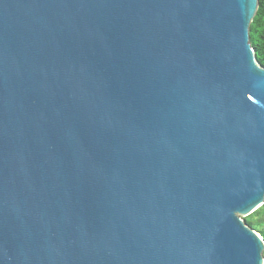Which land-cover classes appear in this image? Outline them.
I'll use <instances>...</instances> for the list:
<instances>
[{
	"label": "water",
	"instance_id": "1",
	"mask_svg": "<svg viewBox=\"0 0 264 264\" xmlns=\"http://www.w3.org/2000/svg\"><path fill=\"white\" fill-rule=\"evenodd\" d=\"M259 0H0V264H264Z\"/></svg>",
	"mask_w": 264,
	"mask_h": 264
},
{
	"label": "trees",
	"instance_id": "2",
	"mask_svg": "<svg viewBox=\"0 0 264 264\" xmlns=\"http://www.w3.org/2000/svg\"><path fill=\"white\" fill-rule=\"evenodd\" d=\"M250 43L256 52L258 63L264 67V0H259V8L250 26ZM260 208L258 209V211ZM257 212V211H255ZM246 223L256 230L264 239V230L258 229L250 219Z\"/></svg>",
	"mask_w": 264,
	"mask_h": 264
},
{
	"label": "rangeland",
	"instance_id": "3",
	"mask_svg": "<svg viewBox=\"0 0 264 264\" xmlns=\"http://www.w3.org/2000/svg\"><path fill=\"white\" fill-rule=\"evenodd\" d=\"M243 219L244 220L250 219L254 224L257 225L258 229L264 230V205L260 208L259 211L257 210V212H254L253 214L245 218L243 217Z\"/></svg>",
	"mask_w": 264,
	"mask_h": 264
},
{
	"label": "clouds",
	"instance_id": "4",
	"mask_svg": "<svg viewBox=\"0 0 264 264\" xmlns=\"http://www.w3.org/2000/svg\"><path fill=\"white\" fill-rule=\"evenodd\" d=\"M263 238V237H262Z\"/></svg>",
	"mask_w": 264,
	"mask_h": 264
}]
</instances>
